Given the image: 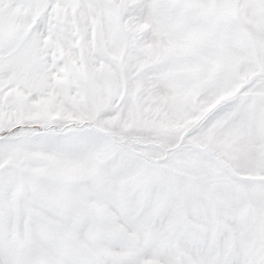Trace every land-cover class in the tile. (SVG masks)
I'll use <instances>...</instances> for the list:
<instances>
[{
	"label": "snow or ice",
	"instance_id": "6c2138e0",
	"mask_svg": "<svg viewBox=\"0 0 264 264\" xmlns=\"http://www.w3.org/2000/svg\"><path fill=\"white\" fill-rule=\"evenodd\" d=\"M0 264H264V0H0Z\"/></svg>",
	"mask_w": 264,
	"mask_h": 264
}]
</instances>
